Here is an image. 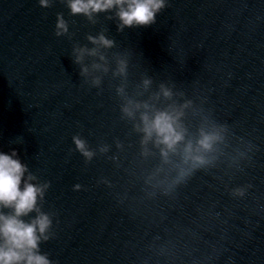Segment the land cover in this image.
<instances>
[{
    "label": "water",
    "instance_id": "1",
    "mask_svg": "<svg viewBox=\"0 0 264 264\" xmlns=\"http://www.w3.org/2000/svg\"><path fill=\"white\" fill-rule=\"evenodd\" d=\"M57 13L66 35L55 34ZM117 23L111 13L73 16L64 0H0V150L16 149L50 182L40 208L53 226L41 251L53 264H264V0H168L154 24ZM100 31L116 43L95 86L73 49L92 47L87 36ZM120 56L126 76L112 71ZM161 84L174 95L153 101ZM120 85L158 107L190 101V138L223 126L210 162L170 187L180 156L165 164L152 142L144 154Z\"/></svg>",
    "mask_w": 264,
    "mask_h": 264
},
{
    "label": "clouds",
    "instance_id": "2",
    "mask_svg": "<svg viewBox=\"0 0 264 264\" xmlns=\"http://www.w3.org/2000/svg\"><path fill=\"white\" fill-rule=\"evenodd\" d=\"M39 3L42 7H50L53 0H39ZM64 3L73 16H84L88 20H93L100 13H111L118 22L117 30L123 31L125 28L154 24L157 14L167 6L168 0H64ZM69 31V22L64 14L57 13L55 34L63 36ZM87 39L93 46L75 47V61L81 65V74L91 77L92 84L99 86L102 78L94 72L110 70L104 50L113 48L116 41L104 31L89 34ZM88 57L95 58L91 63V70L85 62ZM127 70V59L118 57L115 68L112 69L113 74L126 76ZM142 84L145 89L149 88L151 78H145ZM116 91L124 97L120 109L122 114L133 120L139 115L134 127L143 134L141 144L145 146L144 154H148L146 146L152 142L159 148L165 164L169 163L172 155L180 156L181 163L177 165L170 187L186 180L194 170L210 162L209 154L224 138L223 126L202 125L197 134L190 138L189 128L184 120L190 101L158 107L150 100L127 95L123 85L118 86ZM173 95L170 87L161 84L153 101H158L161 97L171 99ZM72 140L75 149L86 160H91L96 155L87 139L80 134L73 135ZM106 150L107 146L101 148V151ZM49 186L50 182L38 181V177L21 160L16 149H11L10 152L0 150V264H53L49 255L41 251V243L51 238L53 226L52 216L40 208V201L44 199ZM81 187L79 183L74 185L76 190ZM244 191L243 188L233 190L235 195L240 196L244 195ZM32 213L35 215L32 216Z\"/></svg>",
    "mask_w": 264,
    "mask_h": 264
}]
</instances>
